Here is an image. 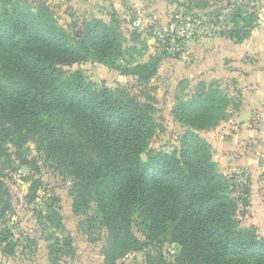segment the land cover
Returning <instances> with one entry per match:
<instances>
[{"label": "trees", "instance_id": "1", "mask_svg": "<svg viewBox=\"0 0 264 264\" xmlns=\"http://www.w3.org/2000/svg\"><path fill=\"white\" fill-rule=\"evenodd\" d=\"M254 16L235 9L226 37L242 41ZM123 40L112 22L93 18L71 34L42 2L0 0V79L7 84L0 85V124L11 125L1 130L4 137L19 146L37 136L38 147L73 178L74 212L95 205L108 232L106 263L170 241L180 246L176 264H264V236L255 226H241L231 179L199 133L227 120L238 102L222 94L216 82L199 81L193 94L178 98L171 109L186 130L179 149L168 153L149 148L160 127L155 96H126L97 85L81 70L64 76L62 66L90 59L146 83L156 75L161 56L134 61L132 68L119 64L136 49L126 48ZM91 148L98 152L97 162ZM38 187L30 180L33 194ZM245 196L242 206L248 203ZM133 217L140 220L144 240L131 230Z\"/></svg>", "mask_w": 264, "mask_h": 264}, {"label": "rangeland", "instance_id": "2", "mask_svg": "<svg viewBox=\"0 0 264 264\" xmlns=\"http://www.w3.org/2000/svg\"><path fill=\"white\" fill-rule=\"evenodd\" d=\"M21 1L35 5L42 2L71 34L93 18L112 22L123 35L124 46H136L119 63L129 68L133 67L134 61L161 56L159 70L146 83L138 81L136 76L123 74L90 59L62 66V70L65 77L81 70L97 85H106L126 96H136L141 100L146 93L155 96L154 118L160 127L150 139L149 148L168 153L179 149L180 138L186 130L185 125L173 119L171 109L178 98L191 96L187 92L188 83L183 79L189 66L209 53L207 44L211 43L215 34L227 39L226 33L233 26L230 14L235 9L240 10L241 15H255L256 21L248 34L258 24L260 15H264V0ZM216 14L219 15L215 17ZM136 20L140 22L137 27L133 24ZM220 32L223 34H218ZM261 32L264 33V22ZM136 35H139L138 40L133 39ZM169 37L171 39L167 43L175 49L165 53L163 45H167L166 38ZM208 37L212 39L208 41ZM209 55L215 57V53ZM212 81L217 83L222 94L238 100L239 94L233 89L234 84L229 77ZM0 85L7 87L1 79ZM9 128L11 125L8 122L0 124V264H110L106 263L109 260L106 249L108 232L100 225L101 215L95 205L92 203L86 212L75 213L73 178L38 147L37 136H28L26 140L24 137L25 141L17 146L1 131ZM212 129L199 133L210 140L213 135L207 131ZM10 137L13 138V135ZM246 141L247 147L249 142L257 144L251 138H246ZM259 143L264 144V136ZM89 150L91 159L97 162L98 152L94 148ZM229 152L236 154L235 159L241 157L235 149ZM216 153L213 152L214 155ZM258 153V163L252 172L250 168L243 172H231L227 168L228 163L218 161L221 171L226 170L231 179L232 196L239 198L238 217L242 227L251 226L250 220L244 218L247 212L240 204V197H244L248 189L246 178L248 174L264 177V150ZM241 178L245 182L241 183ZM30 180L39 182L35 194L29 190ZM46 214L57 220L58 225L48 222ZM259 228L262 230H257L258 234L264 236L262 222ZM131 230L137 238L145 239L144 229L137 217L132 218ZM179 251L180 246L174 242L152 243L145 249L128 252L112 264H176Z\"/></svg>", "mask_w": 264, "mask_h": 264}, {"label": "crops", "instance_id": "3", "mask_svg": "<svg viewBox=\"0 0 264 264\" xmlns=\"http://www.w3.org/2000/svg\"><path fill=\"white\" fill-rule=\"evenodd\" d=\"M263 22L264 15H260L256 27L239 42L228 37H217L216 34L213 39L208 37V41L212 40L207 47L215 53V57L209 55L212 54L209 51L202 59L191 64L183 77L185 83H188L187 92L190 95L199 81L208 85L212 80L229 77L233 82V89L239 94L236 100L237 108L230 107L229 118L207 132H212L213 135V138L208 140L212 144V151L218 152L213 154L214 160L217 163L225 161L229 165L228 170L235 173L248 168L252 172L258 163V152L264 150V144L259 143L260 138L264 136V33L261 32ZM246 138H251L257 144L249 142L247 147ZM230 149L237 150L241 157L235 159L236 154L231 155ZM223 173L227 175L228 172L223 170ZM241 182L245 181L241 178ZM246 184L248 193L245 197L248 203L243 206L247 212L244 218L247 217L250 225L260 232L262 228H259V224H264V177L248 174Z\"/></svg>", "mask_w": 264, "mask_h": 264}, {"label": "built area", "instance_id": "4", "mask_svg": "<svg viewBox=\"0 0 264 264\" xmlns=\"http://www.w3.org/2000/svg\"><path fill=\"white\" fill-rule=\"evenodd\" d=\"M133 24L137 27V26L140 25V22H139L138 20H136V21L133 22ZM170 39H171V37H169V41H170ZM162 40H164V39H160V41H162ZM164 41H165V40H164ZM168 43H169V42H168ZM168 43L166 42L167 45H165V46L163 45V49H164V50L169 51V50H173V49H175L173 45H170V44H168Z\"/></svg>", "mask_w": 264, "mask_h": 264}]
</instances>
